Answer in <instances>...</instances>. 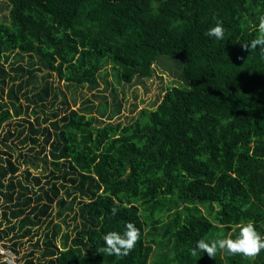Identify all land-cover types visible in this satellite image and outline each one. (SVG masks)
<instances>
[{
    "label": "trees",
    "instance_id": "obj_1",
    "mask_svg": "<svg viewBox=\"0 0 264 264\" xmlns=\"http://www.w3.org/2000/svg\"><path fill=\"white\" fill-rule=\"evenodd\" d=\"M3 1L0 134L31 110L36 117L22 142L40 143L38 154L47 152L53 168L47 187L33 178L34 190L25 185L31 173L22 179L16 160L0 150V244L18 263L264 264V249L252 258L191 255L197 240L236 238L242 223L264 239V59L242 47L257 35L264 0ZM217 21L222 40L205 35ZM13 57H27L28 66L14 67ZM163 59L180 67L182 84L127 123L117 121V96L111 108L90 100L75 108L64 99L62 112L42 120L34 109L53 92V75L94 91L108 66L124 85L150 79ZM11 72L19 84L8 86ZM54 208L64 223L79 217L74 233L53 218L41 230ZM127 223L139 230L128 255L100 253L102 236ZM28 238L37 239L21 258L16 247Z\"/></svg>",
    "mask_w": 264,
    "mask_h": 264
},
{
    "label": "rangeland",
    "instance_id": "obj_2",
    "mask_svg": "<svg viewBox=\"0 0 264 264\" xmlns=\"http://www.w3.org/2000/svg\"><path fill=\"white\" fill-rule=\"evenodd\" d=\"M9 7L3 0H0V23L6 21L8 19ZM15 58V59H14ZM19 58L13 57V61L16 62ZM28 66V58L25 57L24 60H20L14 65L17 66ZM7 70H10V65H5ZM156 72L153 77L150 79L139 80L135 79L132 83L129 84H117L112 78L111 67H106L99 76L100 85L98 89L94 91H90L86 86H72L66 85L63 81H59L56 78V75H53L51 78V83L53 87V92H51L50 97L47 102L44 103V107L41 105L35 106L34 109L37 111L38 116L42 120L43 118L52 117V113L55 111H63L66 107L63 105L62 101L66 99L70 104L73 101H76L75 108L82 107L86 100H90L94 105H98L101 102H108L109 107L113 106L114 101L113 97L117 96V101L122 103V110L117 119V121H121L123 123H127L131 120V118L136 117L137 113L143 108H149L153 104H158L162 99L165 91L169 87L177 86L182 84L181 79V70L177 64H174L171 61H166L163 59L159 61V63L155 66ZM11 77H14L13 81L8 83V86L12 84H19L21 82V77L19 72H11ZM37 75L41 77L43 75L42 72L37 71ZM44 82L40 84H36L37 88L43 86ZM32 86V85H31ZM31 86L27 89L30 94H32ZM8 87L5 89L3 94V101H7L6 92ZM115 91V92H114ZM114 93V94H113ZM54 94L57 95V98L54 97ZM21 103L25 106L27 102L22 98L21 92L18 93ZM2 94L0 92V98ZM115 104V103H114ZM137 106V108L132 112L133 107ZM109 108V109H110ZM30 113L31 110L27 111ZM23 113L18 118H13L8 121L3 128V132L0 134V150L6 151L7 154L11 155L13 160L19 164L18 174L21 175L22 179H24L25 172L29 171L31 176L26 180V186L30 185L34 188V190H38L39 186L36 185L34 181V177L38 176L41 179V183L44 184L45 187L48 181L53 180L52 171L53 168L50 165V158L46 153L38 154L41 150V145L32 144L30 141L27 143H23L24 136L29 132V120L34 122L35 115L28 116ZM49 121L43 126L48 125ZM25 128V131L23 130ZM10 131L12 133V137L8 140L4 139V134ZM23 131L22 134H20ZM5 144H8L10 148H7ZM34 148V151H30V148ZM49 150V149H48ZM57 174V172L55 173ZM25 182V181H24ZM60 182V181H59ZM79 200V199H78ZM57 209L54 208L50 217H47L42 225L41 230L46 229L48 222L51 218L57 223H60L63 231L73 232V228L80 222L79 217L77 221L73 220V214L66 218L67 222H62V219L54 218L56 216ZM38 229H34V233L36 234ZM74 233V232H73ZM34 234V235H35ZM222 235V233H221ZM37 236V235H36ZM37 238H33L30 241V238L24 239L21 244L16 247L18 255L21 258L27 254L29 251L33 250L34 241ZM5 242L9 245H12L9 239L5 240Z\"/></svg>",
    "mask_w": 264,
    "mask_h": 264
},
{
    "label": "clouds",
    "instance_id": "obj_3",
    "mask_svg": "<svg viewBox=\"0 0 264 264\" xmlns=\"http://www.w3.org/2000/svg\"><path fill=\"white\" fill-rule=\"evenodd\" d=\"M224 27L217 21L215 26L210 27L205 35L222 40L224 37ZM246 50L257 49L261 59H264V15L259 17L257 25V35L247 44L242 45ZM239 232L236 238H220L207 241L197 240L195 247L191 249V255L196 256L198 252L207 253L210 257H215L218 250L225 251L230 255L242 254L245 257H255L264 249V239L257 233L251 222L238 225ZM139 238V230L133 223H127L123 232L109 231L102 236L103 246L99 252L104 255L120 258L128 255ZM0 264H3L0 261Z\"/></svg>",
    "mask_w": 264,
    "mask_h": 264
},
{
    "label": "built area",
    "instance_id": "obj_4",
    "mask_svg": "<svg viewBox=\"0 0 264 264\" xmlns=\"http://www.w3.org/2000/svg\"><path fill=\"white\" fill-rule=\"evenodd\" d=\"M1 261L6 264H19L17 254L10 248H5L0 244Z\"/></svg>",
    "mask_w": 264,
    "mask_h": 264
}]
</instances>
